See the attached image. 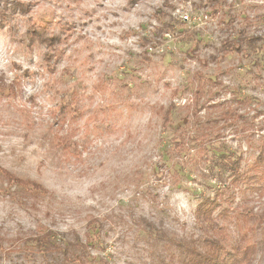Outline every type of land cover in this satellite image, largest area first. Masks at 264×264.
<instances>
[{
  "label": "rangeland",
  "instance_id": "374dc122",
  "mask_svg": "<svg viewBox=\"0 0 264 264\" xmlns=\"http://www.w3.org/2000/svg\"><path fill=\"white\" fill-rule=\"evenodd\" d=\"M263 33L264 0H0V264L47 230L91 264H264V44L221 49Z\"/></svg>",
  "mask_w": 264,
  "mask_h": 264
},
{
  "label": "trees",
  "instance_id": "16d2710c",
  "mask_svg": "<svg viewBox=\"0 0 264 264\" xmlns=\"http://www.w3.org/2000/svg\"><path fill=\"white\" fill-rule=\"evenodd\" d=\"M261 41H263L264 44V33L262 35H244L242 37L231 40L227 39L225 42H223L224 44L222 45L221 49L225 52V54H228L230 52L240 53L243 50V43H247L248 46L255 48ZM199 80H202L201 76ZM197 92H201V89H197ZM196 98V102L198 104L200 101V96H196ZM221 157L223 166H225L226 170L230 171L231 175L234 177L233 182L239 184L238 182L243 179V174L239 168L242 161V155L232 158L224 154ZM255 164L257 166H261L264 164V152L260 154V156L255 161ZM3 172L8 179L12 181L16 180L17 184L28 187L30 188V190L32 189L38 191L42 189V186L35 181H26L24 179L17 178L15 179V177L7 170L3 169ZM217 200L218 199L213 200V203H211L212 207L210 209L202 204L201 211L204 213L207 219L211 218L213 211H215V209L219 205L217 203ZM251 216H254L256 218V224H259L258 226H261L264 232V212L260 214H252ZM150 227L152 228V226L148 224V229L146 228L147 231ZM53 234L54 233L52 231L47 230L37 235L33 239L36 241V251L38 250V252L41 253V257L46 262L45 264H91V260H85L89 245L83 243V241L80 240L78 236L73 238L72 240H68L66 238L62 240L54 237ZM257 249V243H251V241H247L243 246L239 245L237 247H234L232 251H225V253H228L226 257L221 258L220 260H216V262L213 264H251L253 256H255V254L257 253ZM33 254H36V252H34ZM213 255H216V253L213 252L209 256H205L202 252L198 253L197 256H195V258H197L196 264H202L203 261H208L207 263H209L211 256L213 258ZM99 264L109 263L106 261H100Z\"/></svg>",
  "mask_w": 264,
  "mask_h": 264
}]
</instances>
